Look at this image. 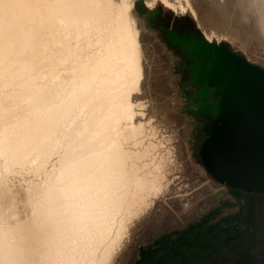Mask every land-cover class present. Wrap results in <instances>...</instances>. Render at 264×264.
<instances>
[{
    "label": "bare ground",
    "instance_id": "bare-ground-1",
    "mask_svg": "<svg viewBox=\"0 0 264 264\" xmlns=\"http://www.w3.org/2000/svg\"><path fill=\"white\" fill-rule=\"evenodd\" d=\"M222 6L264 53V0ZM138 24L132 0H0V264H113L182 170L179 120L138 97L163 89Z\"/></svg>",
    "mask_w": 264,
    "mask_h": 264
},
{
    "label": "rangeland",
    "instance_id": "rangeland-1",
    "mask_svg": "<svg viewBox=\"0 0 264 264\" xmlns=\"http://www.w3.org/2000/svg\"><path fill=\"white\" fill-rule=\"evenodd\" d=\"M169 1L176 9L166 5L165 0H132L139 21V41L148 59L145 68L149 69H145L143 81L163 86H154L138 97L148 99L149 116L157 112L164 115L166 122L171 117L179 120L186 163L159 192L153 209L135 228L131 241L113 264H264V194L230 188L205 168L200 150L208 138L202 127L205 115L211 111L205 105L197 107L198 88L191 77L192 63L185 59L187 43L179 38L208 42L205 33L215 31L225 40L212 43L223 45L263 70L264 53L242 37L232 39L241 32L242 25L229 19L222 6L224 0ZM180 3H189L197 11L202 25L190 7L182 13ZM15 183L19 192L10 200V208L17 205L22 193ZM2 186L0 201L9 193ZM178 199L183 206L176 214H170Z\"/></svg>",
    "mask_w": 264,
    "mask_h": 264
},
{
    "label": "water",
    "instance_id": "water-1",
    "mask_svg": "<svg viewBox=\"0 0 264 264\" xmlns=\"http://www.w3.org/2000/svg\"><path fill=\"white\" fill-rule=\"evenodd\" d=\"M194 46L196 83L215 88L217 121L200 155L208 173L230 188L264 194V70L212 42ZM212 111V110H211Z\"/></svg>",
    "mask_w": 264,
    "mask_h": 264
},
{
    "label": "trees",
    "instance_id": "trees-1",
    "mask_svg": "<svg viewBox=\"0 0 264 264\" xmlns=\"http://www.w3.org/2000/svg\"><path fill=\"white\" fill-rule=\"evenodd\" d=\"M173 35L178 37L177 34H175V33H173ZM179 39L180 40L182 39V41L187 43V46H186L187 48H185V50L187 52V56L185 57V59L187 61L190 60L192 63L190 66L191 77L195 78L194 84L198 88L197 92H198V97H199V103H198L199 106H197V107H200L201 105H205V107H207V109H209L210 111L212 110L209 114L207 113L208 115H205L206 122L203 124V127H202L203 132L205 133L207 138H209V135L205 132L204 129L206 127L212 126L218 119V115H217L218 112L216 110L213 111V108L215 107L216 102L219 100V96L214 93L215 88H213V87L205 88L204 85L196 83V77L194 76V73L196 70V63L202 58V56L190 57V53H191L194 46H197L199 44L209 45V43L204 42V41L199 43V42L194 41L193 38H190V40H188V41L185 38L183 39L182 37Z\"/></svg>",
    "mask_w": 264,
    "mask_h": 264
}]
</instances>
